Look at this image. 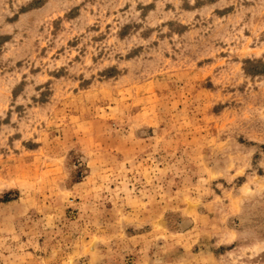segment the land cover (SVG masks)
Here are the masks:
<instances>
[{"label": "rangeland", "instance_id": "rangeland-1", "mask_svg": "<svg viewBox=\"0 0 264 264\" xmlns=\"http://www.w3.org/2000/svg\"><path fill=\"white\" fill-rule=\"evenodd\" d=\"M0 264H264V0H0Z\"/></svg>", "mask_w": 264, "mask_h": 264}]
</instances>
